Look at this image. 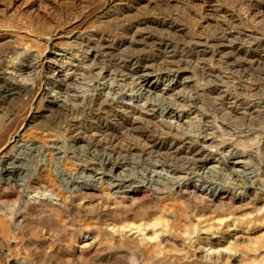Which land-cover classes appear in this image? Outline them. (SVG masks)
<instances>
[{"label":"rangeland","instance_id":"rangeland-1","mask_svg":"<svg viewBox=\"0 0 264 264\" xmlns=\"http://www.w3.org/2000/svg\"><path fill=\"white\" fill-rule=\"evenodd\" d=\"M148 1L0 0V55L8 50L0 64V161L23 169L21 181L6 188L0 175V264H264V16L260 22L241 16L250 0ZM118 10L127 12L120 15ZM158 15L172 16L186 29L169 36L153 28L146 32L174 46L175 59L187 62L175 73L191 82L184 87L171 84L164 91L157 77L165 65L161 57H166L149 42L139 47V58L155 66L162 62L144 69L152 74L150 82H157L154 93L146 94L115 68L114 63L132 54L130 50L109 57L93 43L107 36L119 38L121 26L136 18ZM219 30L231 32L228 45L238 41L236 53L193 52L194 43L203 45L218 37ZM250 33L251 38L245 36ZM257 39L262 52L255 57L258 63L250 62L247 50L252 52ZM49 49L62 54L67 86L56 87L38 67ZM20 82L25 84L21 92L12 88ZM42 87L50 90L42 94ZM113 91L136 100L139 94L140 103L156 106L157 113L166 104L172 106L180 130L211 152L208 166L200 170L173 155L143 151L146 129L153 130L147 140L182 141L186 135L157 124L150 128L145 122L136 134L127 133L119 119L126 111L120 110L118 101L102 105L96 98L100 92ZM48 93L75 98L76 113L57 105ZM71 126L77 127L73 133ZM87 131L90 140H81ZM12 132L18 133L16 141L5 144L3 136ZM89 168H94L91 173ZM133 187L140 191L127 195ZM214 191L228 196L214 197Z\"/></svg>","mask_w":264,"mask_h":264},{"label":"bare ground","instance_id":"bare-ground-1","mask_svg":"<svg viewBox=\"0 0 264 264\" xmlns=\"http://www.w3.org/2000/svg\"><path fill=\"white\" fill-rule=\"evenodd\" d=\"M165 1H170V0H165ZM193 1V0H192ZM199 1V0H198ZM217 1V0H216ZM215 1V2H216ZM233 1V0H232ZM239 1H241V0H239ZM245 1H247V0H245ZM106 2V1H105ZM149 2V1H148ZM156 3L157 2V0H150V2L149 3ZM158 2H159V0H158ZM196 2V1H195ZM194 2V3H195ZM213 2V1H212ZM214 2V3H215ZM225 2V1H224ZM224 2L222 1V3L224 4ZM250 3L249 4H247V9H245L244 10V12H243V10H241L242 11V13H241V16L242 17H245V18H247V19H250V20H254L255 19V21H256V19H260V20H258L259 22L260 21H262V19H261V16H264V5H263V7H262V9H259V7L260 6H262V4L264 3V0H250L249 1ZM188 3V2H187ZM218 3V2H217ZM234 3V2H233ZM245 3V2H244ZM110 4V3H109ZM160 4H162V3H160ZM212 4V3H211ZM219 4V3H218ZM85 5V4H84ZM111 5V4H110ZM155 5H157V4H155ZM231 5V4H230ZM210 6V5H209ZM219 6V5H218ZM224 6V5H223ZM241 6V8H242V5H240ZM156 7V6H155ZM164 7H165V4H164ZM245 7V6H244ZM243 7V8H244ZM254 7H257L258 9H259V11H258V9H254ZM225 8V7H224ZM231 8H232V6H231ZM246 8V7H245ZM85 9V8H84ZM100 9V8H99ZM110 9V8H109ZM164 9H166V7L164 8ZM220 9V8H219ZM225 10V9H224ZM237 10V9H236ZM105 11V10H104ZM119 12H120V15H123L125 12H127L126 10H124V11H121V10H118ZM157 11V10H156ZM159 11V10H158ZM157 11V12H158ZM185 11H186V9H185ZM219 12H221V10H218ZM217 12V11H216ZM229 12V11H228ZM140 13V12H139ZM168 13H170V12H168ZM182 13V12H181ZM190 13V12H189ZM188 13V14H189ZM199 13V12H198ZM229 13H231V12H229ZM240 13V12H239ZM92 14V13H91ZM110 14V13H109ZM128 14V13H127ZM160 14H162V13H160ZM219 14V13H218ZM221 14V13H220ZM219 14V15H220ZM224 14H225V12H224ZM234 14V13H233ZM255 14H259L258 15V17L257 16H255ZM129 15V14H128ZM145 15V14H144ZM147 15V14H146ZM153 15V14H152ZM156 15V14H155ZM170 15H171V13H170ZM191 15H192V17H194V15L191 13ZM216 15V14H215ZM214 15V16H215ZM239 15V14H238ZM106 16H109V15H106ZM111 16V15H110ZM116 16H119L118 14L116 15ZM130 16V15H129ZM186 16V15H185ZM206 16V15H205ZM208 16V15H207ZM213 16V15H212ZM112 17V16H111ZM124 18H125V16H123ZM132 17V16H131ZM135 17V16H134ZM133 17V18H134ZM203 17H204V15H203ZM225 17V16H224ZM227 17V16H226ZM230 17V16H229ZM228 17V18H229ZM231 17H232V15H231ZM114 18V17H113ZM116 18V17H115ZM115 18H114V21H115ZM120 19H121V17H119ZM136 18V17H135ZM195 18V17H194ZM193 18V19H194ZM197 18H199V17H197ZM200 18H201V16H200ZM213 18V17H212ZM234 18H236V17H234ZM104 19V18H103ZM110 19V18H109ZM119 19V20H120ZM178 19H179V17H178ZM201 19H204V18H201ZM211 19V18H210ZM214 19H215V17H214ZM220 19H222L221 17H220ZM131 20H132V18H131ZM225 20V19H224ZM233 19L231 18V21H232ZM242 20V19H241ZM249 20V21H250ZM124 21H126V23H127V21L128 20H124ZM124 21H122V22H124ZM198 21H199V19H198ZM213 21V20H212ZM230 21V22H231ZM234 21V20H233ZM50 22V21H49ZM120 22V21H119ZM122 22H120V23H122ZM204 22V21H203ZM209 22H210V20L209 19H206L205 20V23H206V25H208L209 24ZM221 22V21H220ZM227 22V21H226ZM243 22V21H242ZM247 22H248V20H247ZM252 22V21H251ZM228 23V22H227ZM262 23V22H261ZM48 24V23H47ZM116 24V23H115ZM212 24V23H211ZM221 24V23H220ZM225 24V23H224ZM223 24V26H225ZM242 24H244V22L242 23ZM241 24V25H242ZM249 25H250V23H248ZM253 24V23H252ZM263 24H264V21H263ZM205 24H203V26H204ZM213 25V24H212ZM211 25V26H212ZM233 25L235 26H237V28H239L238 27V25L237 24H234L233 23ZM232 25V26H233ZM214 26H216V25H214ZM229 26H231L230 24H229ZM119 27V26H118ZM216 27H219V26H216ZM244 27H247V26H244ZM108 28V27H107ZM120 28V27H119ZM147 28H153V29H155V30H162V31H164V33H168V36H169V34H173V33H176V35L177 34H180V33H183L186 29H185V27H181V25H179L177 22H176V20H175V18L174 17H172V16H163V17H159V15L158 16H152V17H140V18H136V19H134V21H132V22H129V23H127L125 26H121V34H119V38H117V37H113V36H110V37H106V38H104V39H98L97 41H95L94 40V45H95V47L96 48H98L101 52H103V54L104 55H106V56H111V55H113L114 53H119V52H121V53H123L124 51H127V50H130L131 52H132V54L131 55H129V56H127V57H124V58H121V59H119L118 60V62L117 61H115V62H117L116 64L114 63V65H115V68H117L119 71H122V72H125V73H121L120 74V76L126 81L127 79H133V81L135 82V83H133L136 87H138V88H140V90H142L144 93H146V94H148V93H154V91H155V89H157V82H158V80L160 81V85H165L164 86V88H163V90L165 91V90H169L170 89V85L171 84H179L180 86H183L184 87V85H186V84H188V83H190L191 82V78L189 79V78H182V79H180L179 78V75H178V72L177 73H175V70L174 69H179V70H182L184 67H182L183 65L185 66V65H187V64H185V63H187V62H185L184 63V58H181V60L178 58V57H176L177 58V60L175 59V57H174V54L176 53V51L174 50V46L171 44V43H169L168 41H166V40H164V39H159V38H157V37H153L151 34H149L148 32H146L147 30ZM191 28V27H190ZM206 28V27H205ZM221 28V27H220ZM225 28H227V26L225 27ZM229 28V27H228ZM232 28V27H231ZM234 28H236V27H234ZM202 29H204V28H202ZM214 29H215V27H214ZM230 29V28H229ZM252 29V28H251ZM250 29V30H251ZM113 30V29H112ZM148 30H150V29H148ZM191 30V29H190ZM211 30V29H210ZM254 30V29H253ZM261 30H263L262 28H261ZM192 31V30H191ZM200 31H202V30H200ZM207 31V30H206ZM218 31V30H217ZM220 32H219V36L218 37H216V36H214V38H213V35H212V38L213 39H209V40H207V41H204V44L202 45L201 44V42L199 43H194L193 44V52H195L196 54H205V53H207V52H210V51H216V52H225V51H227L228 50V52L227 53H233V52H235L234 50H239V48H238V46H237V44H236V42H238V41H236V42H233L234 41V39L232 40V42H230V45H228L227 43L229 42V40H231L232 38H229L230 36H231V32H229L228 31V33L226 32V30H219ZM237 31V30H236ZM235 31V32H236ZM245 31V30H244ZM249 31V30H248ZM110 33V32H109ZM111 33H112V31H111ZM116 33V32H115ZM153 33H155V32H153ZM158 33V32H157ZM163 33V34H164ZM200 33V32H199ZM202 33V32H201ZM210 33V32H209ZM208 33V34H209ZM254 33V32H253ZM262 33V32H261ZM264 33V32H263ZM114 34V33H113ZM161 34V33H160ZM192 34V33H191ZM235 34V33H234ZM233 34V35H234ZM238 34V33H237ZM243 34H244V32H243ZM96 35V34H95ZM181 35H183V34H181ZM193 35V34H192ZM210 35H211V33H210ZM216 35V34H215ZM250 35H252L251 33L249 34V35H247V34H245V36H247L248 38H251V37H249ZM98 36H99V34H98ZM235 36V35H234ZM237 36V35H236ZM256 36H257V33H256ZM92 37V36H91ZM208 37V36H207ZM242 37H244V36H242ZM246 37V38H247ZM260 37V36H259ZM94 38V37H93ZM98 38V37H97ZM163 38V37H162ZM228 38H229V40H228ZM238 38V37H237ZM241 38V37H240ZM246 38H245V40H246ZM199 39V38H198ZM235 39H236V37H235ZM253 39V38H252ZM77 40V39H76ZM169 40V39H168ZM238 40V39H237ZM239 40H241V39H239ZM242 40H244V39H242ZM244 40V41H245ZM81 41V40H80ZM83 41V40H82ZM194 41V40H193ZM197 41V40H196ZM219 41V43H217ZM227 42V43H225V44H227V45H222V44H220L221 42ZM244 41H241V43L243 42L244 43ZM246 41H248V39L246 40ZM245 41V42H246ZM254 41V40H253ZM153 43L154 44V47H156L157 49H158V53H161L162 55H164V57H166L165 59L164 58H162L161 56V59H163L164 60V62H165V65H164V67H162L161 69H162V71L163 72H161L159 75H158V77H157V82H150V76H152V74L151 73H149V72H144V69H154V66H155V63H153V62H150L149 60H142L141 58H139V47H146L147 46V43ZM170 42H172V41H170ZM249 42H250V39H249ZM251 42H252V40H251ZM82 43V42H81ZM240 43V44H241ZM242 43V44H243ZM82 44H84V43H82ZM248 44V43H247ZM250 44V43H249ZM146 45V46H145ZM183 45V44H182ZM186 45H188V44H186ZM253 45H254V48H253V50H252V52L250 51V50H247V51H249L250 53L248 54V57H249V60L248 61H250V62H254V61H256L255 60V57L256 56H258L259 55V52L261 51V48H262V46H263V44H262V41L261 40H259V39H257L256 41H254V43H253ZM86 46V45H85ZM91 46H93V45H91ZM192 46V45H191ZM245 46V45H244ZM248 46V45H247ZM183 47V46H182ZM252 46H250V48H251ZM91 49H92V47H90ZM142 48H140V49H142ZM149 48V47H148ZM95 49V48H94ZM252 49V48H251ZM6 50V49H5ZM10 50H12V49H10ZM14 50V49H13ZM16 50V49H15ZM48 50V48H46L45 49V51H47ZM180 50V49H179ZM186 50V49H185ZM184 50V51H185ZM241 50V49H240ZM245 50V49H244ZM243 50V51H244ZM262 50H264V49H262ZM6 51H8V50H6ZM5 51V52H6ZM58 51V50H57ZM57 51H54V50H52V49H49V51H48V53H50V54H45V52H44V54L40 57V60L38 61V67L39 68H41V70H44V71H46V74L47 75H49V76H47L48 78V80H50V82H52L56 87H59V88H61V87H63V86H67V82H68V79H67V76L66 75H64V70H63V68H64V65H63V63H62V54L60 53V52H57ZM87 51V50H86ZM90 51V50H89ZM182 51V50H181ZM4 52V51H3ZM3 52H1V53H3ZM3 53V54H1L0 55V64L1 63H3V62H5L6 60V57H7V53L8 52H6V53ZM12 54L14 53L13 51H10ZM100 52V53H101ZM175 52V53H174ZM180 52V51H179ZM178 52V53H179ZM187 52V51H186ZM242 52V51H241ZM262 52V51H261ZM90 53H92V52H90ZM188 53V52H187ZM191 53V52H190ZM226 53V52H225ZM225 53H223V54H225ZM236 53V52H235ZM245 53V52H244ZM243 53V54H244ZM89 54V53H88ZM102 54V53H101ZM152 54V53H151ZM154 54V53H153ZM161 54H159V55H161ZM216 54V53H215ZM242 54V53H241ZM186 55V54H185ZM211 54H209L208 56H210ZM218 56H220L219 54H217ZM50 56H54L53 58H50ZM154 56V55H153ZM181 56H182V54H181ZM202 56V55H201ZM201 56H199V57H201ZM204 56V55H203ZM208 56H206V57H208ZM236 56V55H235ZM235 56H234V59H235ZM237 56H239L238 54H237ZM64 57V56H63ZM149 57V56H148ZM186 57V56H185ZM243 57V56H242ZM261 57H262V55H261ZM152 58V57H151ZM150 58V59H151ZM156 58H158V57H156ZM155 58V59H156ZM192 58V57H191ZM196 58V57H195ZM226 58V57H225ZM229 58V57H228ZM258 58V57H257ZM256 58V59H257ZM26 59V58H25ZM149 59V58H148ZM160 59V60H161ZM170 59V60H169ZM179 59V60H178ZM190 59V58H189ZM193 59V58H192ZM197 59V58H196ZM224 59V58H223ZM244 59H245V57H244ZM195 60V59H194ZM199 60V59H198ZM261 61H262V59H260ZM99 61V60H98ZM187 61H189V60H187ZM191 61H193V60H191ZM190 61V62H191ZM218 61V60H217ZM230 61V60H229ZM247 61V62H248ZM258 61V60H257ZM256 61V62H257ZM22 62H23V60H22ZM159 62H162V61H159ZM158 62V63H159ZM195 62H196V60H195ZM199 62V61H198ZM249 62V63H250ZM36 63V62H35ZM157 63V64H158ZM197 63V62H196ZM229 63V62H228ZM233 63H234V61H233ZM241 63H242V61H241ZM258 63V62H257ZM259 63H260V61H259ZM157 64H156V66H157ZM160 64V63H159ZM189 64V63H188ZM190 64H192V63H190ZM193 64H195V63H193ZM198 64V63H197ZM224 64V63H223ZM246 64V63H245ZM51 65H53V69H52V71H50L51 69H50V67H51ZM114 65H113V67H114ZM163 65V64H162ZM207 65V64H206ZM257 65V64H256ZM1 66V65H0ZM110 66V65H109ZM155 66V67H156ZM199 66V65H198ZM201 66V65H200ZM35 67V66H34ZM160 67V66H159ZM186 67V66H185ZM196 67V66H195ZM245 67V66H244ZM2 68V67H1ZM0 68V69H1ZM25 68V67H24ZM182 68V69H181ZM70 69V68H69ZM116 69V70H117ZM143 69V72H141V73H139L140 72V70H142ZM157 69V68H156ZM4 70V69H3ZM198 70V69H197ZM49 71V72H48ZM234 71V70H233ZM206 72V71H205ZM18 73V72H17ZM207 75V74H206ZM119 76V77H120ZM44 77V76H43ZM130 81V80H129ZM164 81H168V83L167 84H163L164 83ZM19 82V81H18ZM214 82V81H213ZM43 83H45V85H48L49 83L48 82H43ZM41 85V84H40ZM43 85V84H42ZM50 85V84H49ZM70 85V84H69ZM11 86V85H10ZM12 88H18V90L21 92V88L24 90V86H25V84H24V82H20V83H16V84H12ZM18 86H20V87H18ZM50 87V86H49ZM183 87H181V88H183ZM213 87V86H212ZM27 88V87H26ZM54 89V88H53ZM223 89V88H222ZM11 91H12V89H10ZM41 91V93L42 94H45V93H47V91L48 90H50L49 88H44V87H42L41 89H40ZM180 90V89H179ZM183 90V89H182ZM194 90V89H193ZM217 90H219V89H217ZM14 91V90H13ZM55 91H56V89H55ZM25 92V91H24ZM115 91H113V92H106V93H99V94H97L96 95V98L99 100V102H101V104L103 105L104 103H110V104H115V105H117V101H118V104H119V106L121 107L120 108V110L121 109H123L124 111H126V114H125V116H121L122 118H119V119H121L123 122H124V124H126L127 125V127H126V132L127 133H130V134H132V135H134V133L136 132V130H138V128H140L141 126L139 125L140 123H142L143 124V122H145L146 123V125L145 126H152V125H155V124H157V125H159L158 127H163V128H165L166 127V129L171 133V132H174L176 135L177 134H181L182 136H183V134H185V133H183L181 130H180V126L182 125V124H179V118H178V116L176 117L175 115H174V113H175V109L172 107V106H170L169 104H166L163 108L161 107V112L160 113H157L158 112V110H157V108H156V106H152L151 104L149 105L147 102H143V103H140V99H139V94H138V99L136 100V99H134L133 97H130V96H126L125 94H121V93H119V92H117V93H114ZM212 92V91H211ZM19 93V92H18ZM17 93V94H18ZM27 93V92H26ZM189 93V92H188ZM198 93H199V91H198ZM216 93H218V92H216ZM225 93V92H224ZM7 94V93H6ZM49 95H50V97L52 98V101H54L57 105L58 104H62V105H64L65 107H66V109H67V111H69L70 112V114H75L76 113V111L74 110L75 109V104H74V102L76 101V99L75 98H70V96L69 97H67V96H63V98L62 99H60V98H58V97H55V96H53L51 93H48ZM205 94H207L206 93V91H205ZM221 94V93H220ZM227 94V93H226ZM232 94V93H231ZM8 95H10L9 93H8ZM22 95V94H21ZM39 95H41V94H39ZM57 95V94H56ZM60 95V94H59ZM125 95V96H124ZM129 95V94H128ZM137 95V94H136ZM216 95H218V94H216ZM20 96V95H19ZM191 96V95H190ZM194 96V95H193ZM207 96V95H206ZM224 96H225V94H224ZM76 97V96H75ZM188 97V96H187ZM194 97H196V96H194ZM222 97V96H221ZM84 98V97H83ZM91 98V97H90ZM208 98H209V96H208ZM225 98H227V100H232L233 99V97L232 96H227V97H225ZM211 99V98H210ZM221 99V98H220ZM142 100V99H141ZM144 100H145V98H144ZM187 100V99H186ZM193 100V99H192ZM195 100V99H194ZM227 100H225V101H227ZM89 101H91V100H89ZM215 102L214 103H216V101L217 100H214ZM78 102V101H77ZM196 102V101H195ZM237 102V101H236ZM239 102H240V100H239ZM247 102V101H246ZM249 102V101H248ZM168 103V102H167ZM170 103V102H169ZM171 103H174V102H171ZM170 103V104H171ZM192 103V102H191ZM200 103V102H199ZM235 103V102H234ZM233 103V104H234ZM220 104H222V103H220ZM231 104V103H230ZM213 105V107H214V104H212ZM244 105V104H243ZM106 106V105H105ZM163 106V105H162ZM216 106V105H215ZM219 106V105H218ZM225 106H227V104L225 105ZM236 106H239V104L238 105H236ZM97 107V106H96ZM113 107V106H112ZM111 107V108H112ZM115 108L117 107V106H114ZM176 107V106H175ZM1 108V107H0ZM215 108H217V107H215ZM221 108H224L223 106H221ZM232 108V107H231ZM234 108V107H233ZM244 108V107H243ZM63 109V108H62ZM79 109H80V107H79ZM82 109V108H81ZM99 109V108H98ZM117 109H118V107H117ZM116 109V110H117ZM226 109H227V107H226ZM226 109H224V110H226ZM104 110V109H103ZM119 110V111H120ZM217 110V109H216ZM253 110V109H252ZM107 111V110H106ZM251 111V110H250ZM112 112V111H111ZM117 112H118V110H117ZM228 112V111H227ZM226 112V113H227ZM230 112H231V110H230ZM229 112V113H230ZM233 112V111H232ZM235 112H236V110H235ZM216 113V112H215ZM229 113H228V115H229ZM247 113V112H246ZM61 114H62V112H61ZM120 114V113H119ZM220 114V113H219ZM231 114V113H230ZM237 114V113H236ZM243 114H245V111H243ZM248 114V113H247ZM247 114H245V115H247ZM122 115V114H121ZM232 115H235L234 113L232 114ZM231 115V116H232ZM239 115V114H238ZM249 116H251L250 114H248ZM113 117L114 116H116V115H112ZM222 116V115H221ZM226 116V115H225ZM237 116V115H236ZM76 117V116H75ZM120 117V116H119ZM116 118V117H115ZM210 118V117H209ZM233 118H236L235 116L233 117ZM73 119V118H72ZM169 119H171V120H169ZM206 119V118H205ZM113 120V119H112ZM115 120V119H114ZM120 120V121H121ZM118 121V120H117ZM74 122V121H73ZM85 122V121H84ZM116 122V121H115ZM68 123V122H67ZM75 123V122H74ZM81 123V122H80ZM144 123V124H145ZM72 124V123H71ZM76 124V123H75ZM123 124V123H122ZM106 125V124H105ZM69 126V125H68ZM88 126V125H87ZM125 126V125H124ZM140 126V127H139ZM76 126H71L70 128H69V133H73L74 131H76V129H77V127L75 128ZM155 127V126H154ZM154 127H153V129H154ZM122 128V127H121ZM151 128V127H150ZM162 128V129H163ZM66 129V128H65ZM88 129V128H87ZM146 129V128H145ZM82 130V129H81ZM125 130V129H124ZM124 130H123V132H124ZM144 130V129H143ZM142 130V131H143ZM156 130V129H155ZM161 130V129H160ZM166 130V131H167ZM45 131V130H44ZM46 131H48V130H46ZM142 131H141V133H142ZM151 131H153L152 129H151ZM151 131H149V129H146L145 130V132L143 133V135H142V137H144L145 138V141H144V143H142L144 146H143V151H145L146 153H149V154H152V153H159V152H161V153H165V154H169V155H173L175 158H178V159H181V160H185V163L187 162V163H192V164H197L198 165V169H204V168H206L207 166H208V164L210 163V161L212 160V158H211V152L210 151H208L207 150V148L203 145V143H200L198 140L197 141H195V139H193L190 135H187V133L185 134L186 136H184V138H183V140L182 141H176V140H173V139H170V138H168V139H166V138H161V137H158V138H153V139H151V140H147L146 138V134L147 133H149V132H151ZM165 131V130H164ZM49 132V131H48ZM88 132H90V131H87L86 132V135L84 136L83 135V137L81 138L80 137V139L82 140L83 138H88L89 139V136L87 135V133ZM155 132V131H154ZM160 132V131H159ZM157 133V132H156ZM161 133V132H160ZM160 133H157V134H160ZM89 134V133H88ZM90 134H92V133H90ZM102 134V133H101ZM136 134V133H135ZM72 135V134H71ZM82 135V134H81ZM93 135V134H92ZM91 135V136H92ZM138 135V134H137ZM161 135H163V134H161ZM160 135V136H161ZM136 136V135H135ZM138 136H140V135H138ZM148 136V135H147ZM159 136V135H158ZM17 137H18V133H16V132H12V133H8L7 135H4L3 136V140L5 141V144H8V143H13V142H15L16 141V139H17ZM152 137V136H151ZM150 137V138H151ZM156 137V136H155ZM109 138H111V137H109ZM140 138V137H139ZM105 139V138H104ZM134 139V138H133ZM142 139V138H141ZM75 141H76V143L77 142H79L77 139H74ZM90 140V139H89ZM88 140V141H89ZM93 140V139H92ZM107 140V139H106ZM112 140V139H111ZM115 140V139H114ZM4 141H2V142H4ZM120 141V140H119ZM138 141V140H137ZM142 141V140H141ZM202 141V140H201ZM91 142V141H90ZM99 143H101V142H99ZM116 144V143H115ZM30 145H32V144H24V145H22V146H26V147H32V146H30ZM111 145V144H110ZM117 145V144H116ZM130 145V144H129ZM133 146V145H132ZM131 146V147H132ZM140 146H141V144H140ZM19 147H21V146H19ZM18 147V148H19ZM106 147V146H105ZM33 148V147H32ZM31 148V149H32ZM107 148V147H106ZM131 149V148H130ZM129 149V150H130ZM18 150V149H17ZM122 152V151H121ZM160 153V154H161ZM16 155V154H15ZM12 157V155L10 156V158ZM15 157V156H14ZM19 158V157H18ZM79 158V157H78ZM104 159V161H105V163L107 164L108 162H109V159L107 158V157H104L103 158ZM1 160V159H0ZM19 160V159H18ZM84 160V159H83ZM107 161V162H106ZM10 162H12V161H10ZM115 162V161H114ZM116 165V164H115ZM124 165V164H123ZM118 166H119V164H118ZM117 166V167H118ZM113 168H116L115 166H113ZM94 169V168H93ZM93 169L92 168H89V170L88 171H90V173L93 171ZM23 171V169L21 168V167H19V166H16L15 165V163L14 164H8L7 162H2V161H0V175L1 176H4V177H2V185L6 188L7 186H9L10 184H12V183H15L18 179H19V175H20V173H22V172H20V171ZM174 170V169H173ZM176 171V170H175ZM179 171V170H178ZM171 173H172V171H171ZM179 173V172H178ZM185 173V172H184ZM20 180V179H19ZM21 181V180H20ZM204 184V183H203ZM53 188H55V186L53 185L52 186ZM51 187V188H52ZM209 187V186H208ZM50 188V187H49ZM134 188V187H133ZM131 189V190H127V192H126V194L127 195H129V196H133V195H135V194H137L139 191H140V188L138 189V187L137 188H134V189ZM83 189H91V187H84ZM194 189V188H193ZM210 189V188H209ZM212 189V188H211ZM196 190V189H195ZM87 191V190H86ZM209 191V190H208ZM192 192V191H191ZM213 195H214V197H218V196H220V195H222L223 193H218L217 191H214V192H211ZM228 196V194L226 195V194H223L222 195V197H227ZM230 196V195H229ZM232 196V195H231ZM226 200V199H225ZM224 200V201H225ZM231 201H232V197H231ZM214 202V201H213ZM219 202V201H218ZM0 209H2V208H0ZM139 229H142V228H140L139 227ZM144 231V230H143ZM202 233V232H201ZM153 234V233H152ZM158 234V233H157ZM148 235V234H147ZM161 235V234H160ZM125 236V235H124ZM154 236H156V235H154ZM165 236V235H164ZM212 236V235H211ZM132 237V236H131ZM135 238V237H134ZM213 238V237H212ZM203 239V238H202ZM209 240V239H208ZM144 241V240H143ZM142 242V241H141ZM144 244V243H143ZM6 258H7V256H6Z\"/></svg>","mask_w":264,"mask_h":264}]
</instances>
